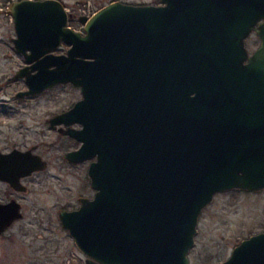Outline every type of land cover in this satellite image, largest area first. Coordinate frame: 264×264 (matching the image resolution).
Listing matches in <instances>:
<instances>
[{
    "label": "water",
    "instance_id": "water-1",
    "mask_svg": "<svg viewBox=\"0 0 264 264\" xmlns=\"http://www.w3.org/2000/svg\"><path fill=\"white\" fill-rule=\"evenodd\" d=\"M7 13L26 62L17 96L66 82L80 91L49 123L80 124L59 129L80 142L64 157L93 158L94 198L58 213L86 263L190 264L213 195L264 189V0H114L79 15L82 31L62 0H13ZM44 167L30 150L0 152V180L15 189ZM21 215L0 203V233ZM218 264H264V231Z\"/></svg>",
    "mask_w": 264,
    "mask_h": 264
},
{
    "label": "rangeland",
    "instance_id": "rangeland-1",
    "mask_svg": "<svg viewBox=\"0 0 264 264\" xmlns=\"http://www.w3.org/2000/svg\"><path fill=\"white\" fill-rule=\"evenodd\" d=\"M11 1L0 0V150L13 145L25 148L38 144L39 152L49 164L47 170L24 181L29 186V192L23 198L24 214L0 233V264H85L84 254L61 226L56 213L62 204H75V197L81 192L75 179L80 168L69 170L67 166H61L63 153L69 145L76 143L57 134L47 121L80 98V91L66 82L54 84L34 95H15L27 88L23 78L13 76L26 62L11 41L15 36L12 16L7 13ZM62 1L66 11L74 15L68 20V26L82 31L83 26L77 19L79 15H91L114 0ZM120 1L133 4L160 2ZM258 43L254 33L246 38L249 52ZM67 47L68 44H61L55 51L63 53ZM56 175L58 179L54 178ZM6 188L0 183V195ZM196 228L194 243L188 252L190 264H218L242 238L264 231V189L215 193L202 208Z\"/></svg>",
    "mask_w": 264,
    "mask_h": 264
},
{
    "label": "flooded vegetation",
    "instance_id": "flooded-vegetation-1",
    "mask_svg": "<svg viewBox=\"0 0 264 264\" xmlns=\"http://www.w3.org/2000/svg\"><path fill=\"white\" fill-rule=\"evenodd\" d=\"M12 1H13V0H12ZM9 4H10V2H9ZM61 44H65V45H66V43H64V42H61ZM61 44H60V45H61ZM57 48H58V47H57ZM57 48H55V49L53 50V52L56 53L55 50H56ZM19 53H20V52H19ZM20 54L23 56L22 53H20ZM23 58H24V56H23ZM24 65H26V63H25ZM24 90H25V89H24ZM24 90H19V91H24ZM19 91H17V92H19ZM17 92H16V94H15L16 96H17ZM17 97H19V96H17ZM20 97H21V96H20ZM74 102H75V101H74ZM74 102H73V103H74ZM73 103H72V104H73ZM72 104H71V105H72ZM68 108H69V107H68ZM68 108H66V109H68ZM66 109L61 110L60 112L65 111ZM12 111H16V110H12ZM56 114H57V113H56ZM54 115H55V114H54ZM11 118H13V114H11ZM49 118H50V117H49ZM49 118H48L47 121H48L49 127H50L52 130L56 131L57 134H59L61 137L68 138L69 140H72L74 143H76L75 146H74V145H73V146L69 145V146L67 147V149L65 150V152L63 153V155H62V162H61V166H62V168H63L64 166H67V168H68L69 170H70V169L77 170L78 168H80V170H78V171L76 172V175H75V179H76V181H77L78 189L81 190V192H79V193L76 195V197H75V199H76V203H75V204H67V203H66V204H62V205L58 206V208H57V212H56V213H57V218H58L59 223L61 224L60 219H59V215H58V213H59V211H60L61 209H64V210H66V211H71V210L77 209V208L80 206V201H79V200H80L81 198H85V199L91 200V199H93L94 196H95V192H96V190L93 189V188L91 187V185H90V179H89V176H88V167H89V163L92 161L93 158H92L91 160H84V161L77 162V163H70V162L64 157V154H65L67 151H70V150L76 149V148L79 146L80 142H79L78 140L74 139L73 137L67 135V134L61 133V132L59 131V129H65V128H68V127L78 128V127H80V124H78V123H72V124H67V125L62 124V125L51 126L50 123H49ZM14 149H15V150H21V151L30 150V152H32V153H34V154H37V155L40 156L41 159L45 162V167H44L43 169L34 170V171H32L30 174L21 177V178H20V182L22 183V187H23V188L15 189L14 187L10 186L9 183L0 180V183L5 184V185L7 186V188L1 192L2 195H0V203H6V202H9L10 200H14V201H16V202L19 204L20 212L22 213V215H21L19 218L13 220V222L16 221V220H18V219H21V218L23 217V214H24V212H23V198L25 197V193L29 192V186H28L26 183H24V181H25L26 179H30V178H32V177H33L35 174H37V173H40V172H43V171L47 170V168H48V164H49L48 159H47L46 157H44V156L39 152V146H38V144L31 145V146H29V147H25V148H21V147H19L18 145H13V146H11V148H9V149H7V150H0V152H2V153H6V152H9V151L14 150ZM76 168H77V169H76ZM69 174L72 175L73 173H72L71 171H69ZM73 176H74V175H73ZM58 177H59V176L56 175L54 178H55V179H58ZM67 187H68V186H67ZM70 187H71V186H70ZM69 190H70V189H69ZM69 192H70V191H69ZM13 222H12V223H13ZM61 226L63 227L62 224H61ZM63 228H64V227H63ZM64 229L68 232V230H67L66 228H64ZM68 233H69V232H68ZM69 235H70V234H69ZM70 236H71V235H70ZM84 262H85V264H88V263H86L85 258H84Z\"/></svg>",
    "mask_w": 264,
    "mask_h": 264
}]
</instances>
